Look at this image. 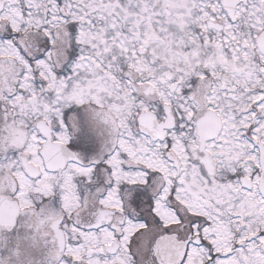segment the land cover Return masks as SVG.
<instances>
[{
    "label": "snow or ice",
    "instance_id": "6c2138e0",
    "mask_svg": "<svg viewBox=\"0 0 264 264\" xmlns=\"http://www.w3.org/2000/svg\"><path fill=\"white\" fill-rule=\"evenodd\" d=\"M264 264V0H0V264Z\"/></svg>",
    "mask_w": 264,
    "mask_h": 264
},
{
    "label": "flooded vegetation",
    "instance_id": "af4514ba",
    "mask_svg": "<svg viewBox=\"0 0 264 264\" xmlns=\"http://www.w3.org/2000/svg\"><path fill=\"white\" fill-rule=\"evenodd\" d=\"M34 259L36 261V264H40V262L43 260V254L41 252H36L34 255Z\"/></svg>",
    "mask_w": 264,
    "mask_h": 264
}]
</instances>
